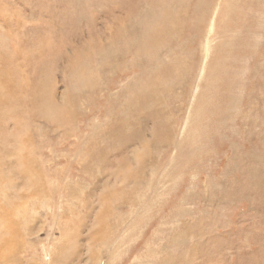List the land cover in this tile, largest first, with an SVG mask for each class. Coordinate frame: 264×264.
Segmentation results:
<instances>
[{
    "label": "rangeland",
    "instance_id": "obj_1",
    "mask_svg": "<svg viewBox=\"0 0 264 264\" xmlns=\"http://www.w3.org/2000/svg\"><path fill=\"white\" fill-rule=\"evenodd\" d=\"M2 61L0 264H264V0H0Z\"/></svg>",
    "mask_w": 264,
    "mask_h": 264
},
{
    "label": "bare ground",
    "instance_id": "obj_2",
    "mask_svg": "<svg viewBox=\"0 0 264 264\" xmlns=\"http://www.w3.org/2000/svg\"><path fill=\"white\" fill-rule=\"evenodd\" d=\"M152 14V13H151ZM105 28H107V27H105ZM128 36V35H127ZM131 37V36H130ZM97 42V41H96ZM103 42V41H102ZM101 43V42H100ZM100 45V44H99ZM98 45V46H99ZM105 45H106V43H105ZM107 46V45H106ZM108 46H110V45H108ZM17 53H15V57H14V59L17 57ZM104 55V54H103ZM102 55V56H103ZM4 57V56H3ZM81 57H82V53L81 52H78V53H75L72 57H70V58H68V63L71 65V66H73L74 64H76V59H81ZM8 59V58H7ZM104 59V58H103ZM12 60V59H11ZM3 62V61H2ZM9 62L8 63H6V62H3L2 63V68L0 69V77H1V80L2 81H4V80H6V78H2V77H6L7 76V71H10V72H12L14 75H17L16 74V71H14L13 69H8V66H9ZM133 99V98H132ZM50 104V99H48V98H38V99H36V101L35 102H33V106H34V108H35V113H37V111H39V109L40 108H44V107H47L48 105ZM128 104H130V103H128ZM10 110H12V106L11 105H9V106H7ZM48 108V107H47ZM35 116H37V115H35ZM148 116V115H147ZM2 117V115L0 114V118ZM39 117V116H38ZM36 118V117H35ZM121 131V130H120ZM130 131V130H129ZM116 149H118V148H111V151L112 152H115V151H117ZM100 154V153H99ZM38 174V173H37Z\"/></svg>",
    "mask_w": 264,
    "mask_h": 264
}]
</instances>
